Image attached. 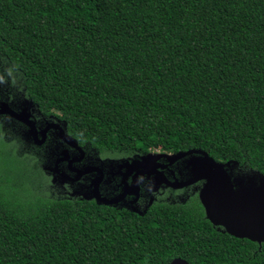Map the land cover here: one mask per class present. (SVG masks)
Instances as JSON below:
<instances>
[{"label":"trees","instance_id":"1","mask_svg":"<svg viewBox=\"0 0 264 264\" xmlns=\"http://www.w3.org/2000/svg\"><path fill=\"white\" fill-rule=\"evenodd\" d=\"M0 68L82 146L203 150L264 175V0H0ZM3 155L0 264H264L196 194L142 215L43 197Z\"/></svg>","mask_w":264,"mask_h":264},{"label":"flooded vegetation","instance_id":"2","mask_svg":"<svg viewBox=\"0 0 264 264\" xmlns=\"http://www.w3.org/2000/svg\"><path fill=\"white\" fill-rule=\"evenodd\" d=\"M0 69L2 73L4 72L0 74V109L4 103H7L13 111L24 112L28 120L35 123L36 137L29 134L27 124L9 114H0V128L6 130L8 125L15 127L27 147L38 151L41 161L44 162V170L52 182L53 193L58 197L67 195L63 198L93 201L97 204V198H100L101 201L112 202V205H98L125 209L142 215L156 202H167L174 196L185 203L184 198H180V194L192 188L195 191L197 186L204 183L181 190L162 185L159 191L153 192L156 179L165 176L169 181L174 182L176 179L187 178L189 170L186 168L185 160L170 165L167 158H162L152 163L147 171L144 169L145 166L129 167L134 164L133 160H141L142 156L151 154L149 152L119 156L115 153H103L87 144L82 146L68 133L64 121L54 115L47 116L41 113L36 103L20 91V85L13 83V76L7 74L4 68ZM66 136L73 138L83 152L78 147L70 145L64 139ZM43 137H45L44 142ZM137 189L138 197L133 193L137 192ZM194 194L199 198L197 191ZM136 198L137 202H135ZM176 203L174 201L173 204ZM140 209H144L142 214Z\"/></svg>","mask_w":264,"mask_h":264},{"label":"water","instance_id":"3","mask_svg":"<svg viewBox=\"0 0 264 264\" xmlns=\"http://www.w3.org/2000/svg\"><path fill=\"white\" fill-rule=\"evenodd\" d=\"M0 114H9L18 121L27 124L29 134L36 137L35 123L30 122L24 112L17 113L12 110L9 104L4 103ZM64 139L70 145L78 147V144L70 136H66ZM44 141L45 137H43ZM80 150L82 151V149ZM162 158H167L170 165L185 160L189 174L187 178L176 179L174 182L169 181L165 176L162 179H156L153 192L159 191L162 185L174 190H181L204 182L199 193V200L205 210L206 219L214 227L222 228L235 238L247 239L260 246L264 244V175L255 172L253 177L234 176V169L238 167L236 162H217L203 150H190L178 154L151 153L142 156L141 160H133L134 164L129 168L145 166L144 169L148 171L152 163ZM127 162L129 163V161ZM136 191L133 193L138 197L139 190ZM97 200L98 204L112 205V202L107 200L101 201L100 198ZM137 201L136 198L135 202ZM168 264L190 263L177 258Z\"/></svg>","mask_w":264,"mask_h":264},{"label":"rangeland","instance_id":"4","mask_svg":"<svg viewBox=\"0 0 264 264\" xmlns=\"http://www.w3.org/2000/svg\"><path fill=\"white\" fill-rule=\"evenodd\" d=\"M14 128L15 127L9 125L6 127V130L0 128V147L4 154L2 161L4 166L8 168L11 167L15 171L14 174L16 173V185H19L20 189H24L25 192L31 191L33 194L44 195L43 197H50L53 199L67 197V195L58 197L53 193L52 182L47 172L44 170V162L41 161L38 151L27 147ZM148 152L153 154L168 153L165 149L160 147H152L151 144H148ZM233 173L234 176L240 177H253L255 174L254 171H245L238 167L234 169ZM203 185L204 184H200V186H197L195 191L200 193ZM195 191L194 188L186 190V192L180 194V198L183 197L187 202ZM178 200L179 198L174 196L167 200V203L173 204L174 201L183 203ZM140 211V214H142L144 209H140Z\"/></svg>","mask_w":264,"mask_h":264}]
</instances>
